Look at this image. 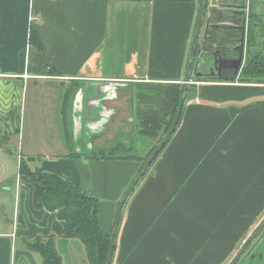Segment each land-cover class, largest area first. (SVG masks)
I'll use <instances>...</instances> for the list:
<instances>
[{"label": "crops", "instance_id": "0c3cea01", "mask_svg": "<svg viewBox=\"0 0 264 264\" xmlns=\"http://www.w3.org/2000/svg\"><path fill=\"white\" fill-rule=\"evenodd\" d=\"M200 4L0 0V264H43L28 242L47 236L55 237L61 264H91L82 240L66 237L65 221L39 200L41 185L20 170L15 178L9 173L7 153L28 137L21 159L97 197L100 224L111 234L142 160L100 154L122 144L145 156L157 144L158 137L140 133L137 93L143 84L182 83ZM248 4L209 0L199 42L213 52L200 57L175 133L124 205L112 264H229L233 244L237 249L261 218L264 83L230 81L244 60L233 46H242L238 23L242 14L248 18ZM131 8L148 12L144 49L136 45L135 25L123 38L131 21L120 14ZM258 10L253 0L249 15L259 39ZM115 16L121 47L108 44ZM87 99L95 111L91 125L102 127L99 143L110 131V144L120 131L138 130L142 137L86 154L64 150L72 143L71 122L83 126ZM40 115L55 134L36 133L44 129Z\"/></svg>", "mask_w": 264, "mask_h": 264}, {"label": "trees", "instance_id": "16d2710c", "mask_svg": "<svg viewBox=\"0 0 264 264\" xmlns=\"http://www.w3.org/2000/svg\"><path fill=\"white\" fill-rule=\"evenodd\" d=\"M250 32L251 44L254 41L252 25ZM213 49L214 46H201L199 42L196 57L200 55V51L210 53ZM251 49L254 52L251 51V56H248L239 76L230 81L239 79L242 83H264V49L260 46H251ZM143 85L145 88L139 89L137 93L140 103L137 108L140 133L144 136L158 137V144L173 122L180 100L182 83ZM188 97L189 94H187ZM168 104L170 111L165 108ZM156 145L145 156L135 154L131 147L127 148L122 144L112 148L108 155L100 154V156L137 158L142 160L143 164ZM19 170L31 181L41 185L39 200L48 210L57 211L59 218L65 221V236L82 240L91 264H105L111 234L107 233L100 224L98 215L100 200L58 174L32 170L23 159L20 161ZM28 246L41 253L43 264H61L62 259L56 249L54 236L36 237L28 242Z\"/></svg>", "mask_w": 264, "mask_h": 264}, {"label": "rangeland", "instance_id": "374dc122", "mask_svg": "<svg viewBox=\"0 0 264 264\" xmlns=\"http://www.w3.org/2000/svg\"><path fill=\"white\" fill-rule=\"evenodd\" d=\"M209 7V6H208ZM208 13V10H207ZM122 15H124V19H130L131 22H128L125 25V29L123 30L124 33L127 32V35L123 36L124 39H128L127 36H129L130 33V26H136V33L134 34L135 37V41H136V45L138 46V44H142V49H144L145 46V40H146V36H147V21H148V12L146 9H140L138 10L137 8H131L128 9V11H125L123 13L120 14V18H122ZM207 17V15H206ZM123 19V20H124ZM112 24L113 27L111 29V35L108 39V44L112 45V43L117 44L118 46H124L122 45L121 39L118 40L115 38L114 33V26L116 25V16L113 17L112 19ZM128 26V28H127ZM117 42V43H116ZM128 40H126L125 43H127ZM133 44V43H132ZM129 46V45H126ZM260 48L264 49V46H260ZM253 49H251V46L248 47V50L244 51V60L243 63L241 65L240 70L244 67L248 56H251V51ZM144 53V51H142ZM141 52V55H142ZM254 52V50H253ZM205 54L204 51H200V55L196 57V67L195 70H197L198 68V63L200 62V57ZM263 56V55H262ZM195 73V72H194ZM194 77V75H193ZM82 115V121H83V126L80 128V126L75 125L74 122H71V129L69 130L70 133V140L72 141V143L69 145V147L64 148L67 149L68 151H83V154L89 153V152H97L100 149H107L109 148L111 145L116 144L119 141H127L130 140L131 137L136 136L137 137V142H138V138L142 137V135L139 133L138 130L133 131V132H128V131H120L115 133V138L113 140V144L111 143V131L108 133L106 132V134L104 135V141H102L101 143H99V141L96 139L97 135H99L100 133H102V127L101 126H97L94 127L93 125H91L92 121H89L87 124L86 122V117L85 114L81 113L80 116ZM47 117L45 115H40L39 118V122L40 124L44 127L43 130L37 131L36 133L41 136V138H46L51 134H55L54 132H52V130H50L47 127V124L45 123V119ZM46 124V127L45 125ZM39 139V138H38ZM29 141L28 137H25V139L23 141H21L20 146L16 145L13 149H12V153H7V157L9 158V168L8 171L9 173H12V176L15 178L16 175L19 173V161L21 159L22 156V152L25 154L26 151V143ZM40 141V139H39ZM36 149H43L40 145H38L36 147ZM141 151L140 148H138V152ZM13 206V201L10 203ZM12 215V212H11ZM262 220H264V211L262 212V216L261 218H259V220L257 221V224L254 225L253 228H251L249 230V233L247 234L246 238L243 236L241 239V243L239 245V247H237V249H235L236 243H234L233 245V249H234V253L232 256V260L234 258V256L236 255V253L240 250V247L242 246L243 242L250 237L251 234H253V232L258 228L259 224L262 222ZM251 224V222H249V225ZM243 241V242H242ZM261 254H264V245L261 247V249L258 252V257L252 258L251 260H249V262H247V264H264V258L259 257Z\"/></svg>", "mask_w": 264, "mask_h": 264}, {"label": "water", "instance_id": "95a60500", "mask_svg": "<svg viewBox=\"0 0 264 264\" xmlns=\"http://www.w3.org/2000/svg\"><path fill=\"white\" fill-rule=\"evenodd\" d=\"M208 3H209V0H201L199 14H198V19H197V24H196V28H195V32H194V35H193L191 48H190L188 64H187L185 75H184V78H183V81H182L180 100H179V103H178L177 111H176V114L174 116L173 122H172L170 128L168 129V131L166 132V134L163 136V138L160 140V142L156 145V147L153 149V151L148 156V158L144 161V163L142 164L140 170L136 174L135 178L131 182L130 186L127 188L126 192L124 193L123 197L121 198V200H120V202L118 204V208H117L116 215H115V220H114L113 231L111 233L108 257H107V261H106L105 264H112V262H113L116 236H117V233H118V230H119V225H120V221H121V215H122V211H123L125 203L127 202L128 198L131 196V194L134 192L135 188L138 186V184L141 181V179L146 175L147 171L151 167V165L154 162V160L157 158V156L161 153V151L164 149V147L170 141V139L172 138L173 134L175 133V131H176L177 127H178V124H179V122L181 120V116H182V113H183V108H184V105H185L186 100H187L189 84L192 83L193 75H194V72H195L197 46H198V43H199V39H200V35H201V32H202V28H203V26L205 24L206 14H207V10H208ZM241 63H242V61L240 60V64H239V66L237 68L238 72H239V70L241 68ZM234 78H237V76H233L230 79H234ZM86 85H87L86 88H88L90 84H86ZM80 91L82 92V91H84V89L80 90ZM89 101H90L89 99L86 100L84 114H85V117H86L85 119L86 120L89 119L90 121H92V119H93V117L95 115V111L91 107L88 106L89 105V103H88ZM263 228H264V220L261 223V225L259 226V228L257 229V231L253 234V236H251V238L245 244V246L242 249V251L246 248V245L248 243H250L256 236H258L260 234V232L263 230ZM242 251H241V253H242ZM241 253H239L237 255V257L234 259L232 264H236L237 263V261L240 258V254Z\"/></svg>", "mask_w": 264, "mask_h": 264}, {"label": "flooded vegetation", "instance_id": "af4514ba", "mask_svg": "<svg viewBox=\"0 0 264 264\" xmlns=\"http://www.w3.org/2000/svg\"><path fill=\"white\" fill-rule=\"evenodd\" d=\"M254 1L256 2L257 8L259 9L258 10V20H257V23H258L257 24V34H256L259 36V39H258V37L257 38L254 37V39H255V41H257L256 43H258V45L264 46V0H254ZM248 3H249L247 5V8L249 9L247 11L248 18L245 17L244 14H242V20L240 21V23H238V24H242V25H240V29L238 28L239 32H240V36H241L240 37L241 38L240 44L242 46H233V47H235V52H237V53L238 52L241 53V51L244 53L245 50H248V47H249L250 42H251L250 30H251V25H253V22H252V18L249 15V12H250V4L253 3V0H248ZM243 19H244V22H243ZM212 52L213 51H211L210 53H212ZM262 222H263V220H262ZM261 223L259 224V226L261 225ZM259 226H258V228H259ZM257 229L253 232V234L257 231ZM253 234H251L250 237H248L243 242L242 246L240 247V250L236 253L233 260H231L229 264H232V262L237 257V255L239 253H241L245 244L248 242V240L251 238V236H253ZM263 245H264V228L258 236H256L250 243H248L246 245V248L240 254V258L236 264H247V262H249V260H251L252 258L258 257V252ZM259 257L264 258V254H261Z\"/></svg>", "mask_w": 264, "mask_h": 264}]
</instances>
